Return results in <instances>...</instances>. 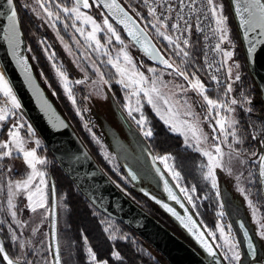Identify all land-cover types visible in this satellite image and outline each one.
<instances>
[{
  "label": "rangeland",
  "instance_id": "374dc122",
  "mask_svg": "<svg viewBox=\"0 0 264 264\" xmlns=\"http://www.w3.org/2000/svg\"><path fill=\"white\" fill-rule=\"evenodd\" d=\"M21 1L22 4L28 2L36 7V12L29 9L25 10H27L37 26L49 36H38V45L42 51L44 60L53 75L55 84L61 89L72 111L80 120L83 130L88 136L91 144L109 168L111 176L114 179V184L125 194L130 193L129 188L136 190L144 189L159 198L163 197L162 183L156 176L149 161L148 155L150 153L156 163L163 169L168 180L173 184L185 203L199 220L203 229H205L209 238L213 242L215 248L220 253L225 264H237V262L225 259V253L227 252L230 257L231 252H229L227 247L224 246V239L221 237V232L217 225L223 227L224 236L236 245L235 250L240 253L239 264L251 263L245 252L241 233L236 225V219L238 217L243 220L252 235L257 253L256 260L264 264V237L260 235V225L264 223V216L253 195L255 182L256 180L259 181L258 162L259 156H261L264 151V143L259 142L256 147L246 148L243 151L234 149L233 144L235 143V140H233L231 136L225 140L224 136L220 134L218 126L215 124V111H212V119H205V117L208 116V106L206 102L203 101V98L195 91L183 93L179 89L174 88L173 85L175 84H184L185 87H189V85L181 77H175L174 74L169 75L168 73L171 72L170 70H165L155 66H140V64H137L132 54V49L134 47L128 40H124L121 37L124 41L123 45H121L116 42L113 37V42L108 44L107 39L111 34L107 33L105 30L104 32L98 33V39L101 40V43L104 44L105 47L96 51L95 44H93L92 47H89L88 42L84 39V36L76 32L75 29L71 27L74 17H66L65 14L61 12V19L55 21V27H53L52 25L55 17L49 19L43 9L35 5L33 0ZM89 2L91 4L93 0H89ZM219 2L222 3L221 0H219ZM57 3H59L57 0H47V4L52 11H57L55 8V4ZM73 3L74 2L72 1V5ZM62 6L66 5L62 4ZM93 7H95V5H93ZM93 7L87 9L81 8V11L91 15L94 19H96L98 24L103 26L102 21L106 15H104L100 10L97 11V15H94L92 12ZM139 17L142 21H144L143 13H140ZM65 23L69 25L67 30L64 28ZM76 23L78 27L85 30V34L88 31H91L90 25H83L79 21ZM227 27L231 43L225 42L222 47L225 51H231L233 56L231 59L227 60L223 67L225 76L221 85L224 86L231 82L228 79L227 72V68L229 66L233 68V77L237 72L241 76V66L239 61H237L234 56L235 45L228 23ZM76 41H79V44H77ZM163 43L167 45V41H163ZM196 45L197 44L195 43H191L189 50L192 55L198 54L199 63L196 65V70L189 71L196 72V76H198L201 81L205 83L206 89L217 87L216 82L210 79V74L207 72V68L202 61L198 45ZM121 48H124L129 53L132 57L133 63L137 65L140 71L144 72L146 77H151L153 75L147 71L149 67H153L163 73V79L165 81L171 82L169 88L163 89V91L171 97V106H173L179 113L176 116L178 121L192 120L194 118L184 115L185 108L182 107L185 100L192 105L191 111L196 114L195 119L199 120L200 127L205 133L209 134L210 137L207 142L203 143V148L213 152L215 155V146L219 145L225 154V160L228 159V153L233 152V150V154L237 152L240 153L239 160L245 161L244 164H241L239 163V160L234 159L231 164V172L223 166L218 169H214L217 185L216 188L212 187L211 179L206 180L204 178L207 173L208 158L203 156L201 152H196L192 148H188L195 152L199 157L192 159L182 156L179 157L174 154H164L158 156V154L152 153L149 149V140L153 136L146 137L144 135L142 127L136 123V120L140 117V113L133 111L130 116L128 106L130 105L134 109L137 106V99H140L141 104L143 105L141 111L148 119V127H151L153 131V122L152 118L148 115L149 111H151L153 115L163 124L164 122L152 109V106L147 104L146 99L143 97V93L140 94V97L131 95L133 91L132 88H125L123 85L116 82L120 79V77L116 74L112 65L108 64L107 61L109 56L115 60V58L120 55ZM105 51H107L108 55L104 54ZM26 52L28 54L32 53L30 47H26ZM169 52L171 54L170 49ZM33 58L35 59L34 56ZM173 58L179 63V57L173 56ZM222 60H224L223 56ZM120 62L123 66L124 61L122 56ZM94 63L97 67H99L100 72L104 74L103 80H107V84H105L101 79L100 73L95 71L93 67ZM192 65H195V62H193ZM235 65H239V68L237 69ZM61 72L65 74L67 79H65L64 76H61ZM39 75L44 86L53 96H55V91L51 87V84L40 70ZM70 75H73L74 77L72 78ZM77 80L84 82L77 84L75 83ZM112 82L116 83L120 87V99L118 101L116 100V94L112 91L110 86V83ZM145 87H148V85H145ZM223 98L226 101L233 99V92L230 93L228 97ZM73 100L75 102H73ZM238 102V105L234 106L236 109L241 106L246 108L250 101L246 100L241 102L238 100ZM146 107H148L147 110ZM0 108L11 110V103L6 97H4L3 93H0ZM235 112L227 113L225 110L221 109V113L229 117L235 118ZM14 113L15 114H12V111L9 112L7 119L10 120L8 131L5 138L0 143L11 140V137L9 136L10 129L18 131L20 138L24 141L25 149H35L37 156L47 161L44 165H37V169L45 173L44 178L47 184L46 186H40L44 189L46 204L45 208H38L36 212H33L31 208L28 207L29 201L27 198V192L20 190L13 196V204L15 207L9 209L7 189L8 182L11 181L15 183L17 181H22L26 179L31 172V169L23 163L22 155L16 152L13 148L12 157L0 160V199L3 201V205L5 204L7 208L6 214L8 217V219H4L5 226L9 240L14 249L15 260L24 264L25 261L30 262V264H54L50 241L51 212L49 203V181L47 171L45 169L50 161L44 152L43 155L40 153V149H44L46 146L35 132L21 107L18 110H14ZM133 117H135V119H133ZM7 120L0 121V128L7 122ZM20 125H23V127H20ZM29 125L31 126V133L29 132ZM212 127L217 128L215 133L212 132ZM171 133L181 137L183 142L184 137L182 135L175 132ZM212 136H216L217 139L213 141L211 139ZM238 138L239 137H237V139ZM36 141H39L40 143L37 144ZM220 141H224V143H220ZM183 146L186 147L184 143ZM166 155L173 157V159L169 160L167 164L161 159ZM185 160H189L188 165L185 164L182 171L179 166H181ZM124 165L129 166L137 173L139 177V181L137 183L132 182L125 173ZM169 166L180 172V179H175L173 177ZM7 168H11L12 171L9 173L6 171ZM250 173L251 176H249ZM237 177H239V179H237ZM39 181L40 178L36 177L31 186L32 191L35 190V186L39 184ZM193 186L196 187V192L194 193L191 192V188ZM182 188L188 190V194L193 198V203L188 202L185 192L181 190ZM241 189H243V191H241ZM249 201L252 202L251 206ZM193 204L195 207H193ZM205 206H207L209 210L213 211V217L210 220V224L208 223L209 220L205 219L202 213ZM89 209L91 211V215L99 221L103 233L110 241H125L127 239H132L134 243L138 242V240L133 239L131 234L122 230L117 223V220L106 216L90 203ZM12 211L16 212L15 218L11 215ZM0 213L3 219L4 215L1 212V208ZM79 223L83 226L88 224L84 217L80 218ZM105 228L108 229L107 232L104 231ZM209 233H212V235H209ZM13 234L16 236L15 241L12 239ZM110 236H114V239H110ZM82 238L84 241L86 258L90 262L87 253L89 246L85 243L84 236H82ZM138 247L143 250V254L147 260L152 259V261H155L160 258L152 247L148 245L143 246L141 243L138 244ZM113 252H118L114 247L110 255L113 259H115V257L112 256ZM161 264L167 263L161 260Z\"/></svg>",
  "mask_w": 264,
  "mask_h": 264
},
{
  "label": "snow or ice",
  "instance_id": "6c2138e0",
  "mask_svg": "<svg viewBox=\"0 0 264 264\" xmlns=\"http://www.w3.org/2000/svg\"><path fill=\"white\" fill-rule=\"evenodd\" d=\"M5 2L8 12L5 13L4 11H0V15H7V19L13 30V35H15V28L17 26L18 18L17 0H5ZM33 2L39 8L43 9L49 19L55 17L52 25L53 27H55V21L61 19V12H63L66 17H74L71 27L74 28L76 32L84 36V39L88 42L89 47H92V45L95 44L96 51H99L105 47V45L101 43V40L98 39V33L104 32L105 30L107 33L111 34L107 39L108 44L113 42V37L115 38V41L121 45H123L124 41L121 39L117 29L109 21L107 16L103 18V26H101V24H98L96 19H94L91 15L82 12L81 7L87 9L93 7V5H95L97 8L103 6L104 8L108 9L110 15H112L114 19H117L118 23H123L126 29L128 28L129 23L134 24L132 17L125 10V8L117 2V0H93L91 4L89 0H74V3L71 7L62 6V4L57 3L55 4L57 11L50 10L47 0H33ZM239 2L240 0H237L238 4ZM142 4L147 6V15L152 18L150 21H148V23L151 24V28L155 30L157 36L162 37L164 41H167L166 48L170 49L171 54L175 57H179L180 60L179 63L170 61V59L165 58V56L161 54L160 50L156 49L154 46H150L153 48V50L151 53H149V55L153 59H157L159 63L164 65L166 69H171L172 71L168 73L169 75L174 74L175 77H182L183 80L189 85V87H185L184 84H175L173 85L174 88L179 89L183 93L195 91L203 98V101L206 102L208 106V116L205 117L206 120L212 119V111H215V124L218 126L219 132L224 136L225 140L231 136L237 144L241 143L242 141L237 139V129L234 127L238 124V121L234 117H229L221 113V109L225 110L227 113H234L236 111L234 106L238 105V100L233 98L226 101L224 98H210V96L206 94L207 89L205 87V83H203L201 79L196 76V72L189 71L193 64L192 53L189 50L190 36L193 30L197 32H205L204 21L211 20L215 25V27H212L211 24L208 25V27L211 29V32L210 34H205V39L208 40L210 38H217V42L214 44L212 51L221 53L224 57V60L219 62L216 71L219 72L220 69L224 67L227 60L232 58L233 53L231 51H225L222 47L225 42L231 43L229 39V30L227 27L228 17L224 14V5L220 3L219 0H189V3L187 4L185 3V0H179L178 5L175 7L173 6V0H142ZM195 5L199 6L197 7ZM244 5L245 6L243 10L244 12L248 13L250 18L249 20H246L245 23L247 24L255 21L259 27L264 29V0H244ZM20 7L36 12V7L28 2L21 4ZM185 8L190 10L187 16L184 14ZM237 10L239 11V9ZM136 15L140 16V13L137 12ZM193 17H195V22H193ZM201 17H203V20ZM77 21L83 25H90L91 31H88L85 34V30L77 26ZM68 27L69 25L65 23V30H67ZM175 33H179V35H173ZM129 35L135 37L137 42H140L146 34L143 29H139L138 31H132L129 29ZM76 43L79 44V41H76ZM104 54L108 55L107 51H105ZM121 56L123 57L124 61L123 66L120 62ZM204 56L207 67L211 69L213 63L215 62L208 60L207 53H205ZM107 63L112 65L116 71V74L120 77V79L116 81L118 84L123 85L125 88H132L133 91L131 95L140 97V94L143 93V97L146 99L147 104L152 106V109L156 112L160 119L163 120L164 124L168 127V130L182 135L184 137L183 143L187 148H192L196 152H201L203 156L208 158L207 173L204 178L206 180L211 179L212 187L216 188L217 185L214 169H218L223 166L229 172H231L232 161L234 159L239 160L240 153L237 152L233 154V150V152L228 153V159L225 160V154L219 145L215 146V155L213 152L202 147L203 143L210 139L209 134L205 133L200 127L199 120L195 119L196 114L191 111L192 105H190L187 100H185L182 105V107L185 108L184 115L194 118L192 120L179 121L176 119V116L179 113L173 106H171V97L163 91V89L169 88L171 82L165 81L163 79V73L160 70L149 67L147 71L153 75L151 77H146L144 72L140 71L137 65L133 63L132 57L124 48L120 49V55H118L115 60L109 56ZM93 67L96 72L100 73L101 79L103 80L104 74L100 72L99 67H97L95 63L93 64ZM235 67L238 69L239 65H235ZM227 72L228 79L231 82L227 83V85L222 89L223 97H228L229 94L233 92V84L241 80V76L238 72L233 77V68L231 66L227 68ZM60 74L61 76H64L65 79H67L63 72ZM210 79L216 82L217 95L219 97L222 81L218 79L217 75L215 74L211 75ZM83 82L84 81L77 80L75 83L80 84ZM103 82L105 84L108 83L107 80H103ZM145 85H148V87H145ZM0 93H3L4 97H6L11 103V110L0 108V121H5L8 119L9 112L12 111V114H15L14 110L20 109L21 105L2 73H0ZM73 102L75 101L73 100ZM136 104L137 106L134 109L130 105L128 106L129 115L131 116L133 111L139 112L140 117L136 120V123L142 127L146 137H151L153 136V129L148 127V119L141 111L143 105L141 104L140 99H137ZM247 110L251 111V109ZM133 119H135V117H133ZM20 127H23V125H20ZM28 128L29 132L31 133V126L29 125ZM216 131L217 128L212 127V132L215 133ZM9 136L11 137L10 141L0 143V160L12 157L14 148L16 152L22 155L23 163H25L27 167L31 169V172L26 179L17 181L15 183L11 181L8 182L7 189L9 209L15 207L13 204V196L20 190H24L28 194V207L31 208L33 212H36L38 208H45L46 197L44 195V189L40 185L46 186L47 184L44 178L45 173L39 171L37 169V165H44L47 163V161L38 157L35 149H25L24 141L20 138L18 131L10 129ZM211 139L215 141L217 137L212 136ZM253 139H255V137H253ZM36 143L39 144L40 142L36 141ZM220 143H224V141H220ZM161 159L167 164V162L172 160L173 157L166 155ZM259 161V177L264 179V155L259 156ZM239 163L244 164L245 161L239 160ZM169 167L173 177L175 179H180V172L176 171L175 168H171V166ZM6 171L10 173L12 169L7 168ZM249 176H251V173ZM36 177H39L40 181L39 184L35 186V190L32 191L31 186ZM237 179H239V177H237ZM181 190L185 192L188 202L193 203V198L188 194V190L183 188ZM241 191H243V189H241ZM191 192H196L195 186L191 188ZM169 195L172 199H177V197L170 190ZM249 204L251 206L252 202L249 201ZM165 207H167V205H165ZM193 207H195L194 204ZM168 210L173 211L171 208ZM173 214L175 215V212H173ZM11 215L13 218H15L16 212L12 211ZM188 220L192 222L191 217H189ZM192 223L194 224V222ZM185 226L188 227L187 224ZM217 227L221 232V237L224 239V246L227 247L229 252H231L230 257L228 256L227 252L225 253V259H230L239 264L240 253L235 250L236 245L233 244L226 236H224V229L222 226L217 225ZM260 227V235L264 237V223H262ZM189 230L191 231L192 229L189 228ZM104 231L107 232L108 229L105 228ZM209 235H212V233H209ZM202 237L203 233H200L198 238H200L201 242L205 244L209 254L215 256L216 253L213 252L212 246L208 245L207 242L202 239ZM109 238L114 239V236H110ZM12 239L13 241L16 240V236L14 234ZM85 243H87L86 237ZM87 253L91 264H108L107 260H99L97 254L91 247L88 248ZM0 255H2L3 260L6 261L7 264H19V261L13 260L8 256L3 245H0ZM112 256H114L117 260L121 259L120 253L118 252H113ZM54 259L55 264H60V256L58 252ZM25 264H30V262L25 261Z\"/></svg>",
  "mask_w": 264,
  "mask_h": 264
},
{
  "label": "water",
  "instance_id": "95a60500",
  "mask_svg": "<svg viewBox=\"0 0 264 264\" xmlns=\"http://www.w3.org/2000/svg\"><path fill=\"white\" fill-rule=\"evenodd\" d=\"M72 1L74 2V0ZM117 2L125 8L120 0H117ZM229 4L240 32L242 45L251 73L259 86L264 100V29L259 27L255 21L252 23H245V21L250 18L248 13L243 10L245 6L244 0H240L239 4L237 0H229ZM0 6H2L0 7V11H4L5 13L8 12L5 0H0ZM100 9L108 19L122 30L125 38L145 59L159 68L172 71L171 69H166L157 59H153L149 55L153 50L150 46H154L158 50H160V48L150 33L126 8L125 10L134 21V24H128L127 29L123 23H118L117 19H114L112 15H110L108 9L103 6H101ZM237 9H239V11ZM129 29L132 31L143 29L146 35L140 42H137L135 37L129 35ZM160 52L164 55L161 50ZM165 58L167 57L165 56ZM0 67L17 100L20 102L21 109L33 126L35 132L64 173L91 205L106 216L119 221L141 239L149 243L168 264H223L221 255L215 248L205 229H203L181 195L168 180L163 169L156 163L150 153L148 155L149 161L156 176L162 183L166 200L144 189L140 190L141 193L173 218L209 260L200 254L197 249L189 245L182 238L140 208L111 181L108 175L91 156L69 123L58 111L35 76L26 52L19 18H17L15 35H13V30L6 14L0 15ZM261 155H264V151ZM259 163L260 161L258 162V178L264 205V179L259 177ZM124 170L132 182L137 183L139 181L137 173L132 168L124 165ZM50 189L53 201H55V187L53 181L50 182ZM169 190L177 199L174 200L170 197ZM171 203H174L175 206ZM165 205H167V207H165ZM169 208L173 211H169ZM173 212H175V215ZM189 217L192 218L194 224L188 220ZM186 224L188 227L185 226ZM236 225L241 233L245 252L251 261L250 264H263L256 260V248L249 228L240 217L236 219ZM189 228L192 230L190 231ZM200 233H203L202 239L206 241L208 245L212 246L213 252L216 253L215 256L209 254L205 244L198 238ZM50 241L55 264L54 258L57 252L60 256L57 234V212L55 208L52 210L50 219ZM0 245L5 247L1 236ZM5 251L8 254L6 248ZM0 256L2 258V255ZM8 256L10 257L9 254ZM3 262L7 264L6 261L3 260ZM19 264L21 263L19 262ZM60 264H62L61 258Z\"/></svg>",
  "mask_w": 264,
  "mask_h": 264
},
{
  "label": "trees",
  "instance_id": "16d2710c",
  "mask_svg": "<svg viewBox=\"0 0 264 264\" xmlns=\"http://www.w3.org/2000/svg\"><path fill=\"white\" fill-rule=\"evenodd\" d=\"M57 2L66 6L72 5L71 0H57ZM120 2L149 32L148 28L145 26L141 18L136 15L137 11L133 9V6L135 4L138 5V3H133L130 0H120ZM221 2L224 5V14L228 17L227 23L232 33L233 42L235 45L234 56L235 59L239 61L241 66V80L235 82L233 87V96L235 99L241 102H244L246 100L250 101L246 108L251 109V111H248L246 108H244V106H241L237 108L235 112V119L238 121V124L234 127L237 129V137H239L238 139L242 142L239 144L235 142L233 146L234 149L243 151L246 148L256 147L259 142L264 143V100L262 98L259 86L251 73L250 66L248 64L247 57L242 45L240 32L237 28V24L232 13L229 0H221ZM21 4L22 1L17 0L20 27L25 42V48L30 47L32 51L31 54L27 53V55L31 62L35 76L37 77L39 83L45 90L48 97L51 99L64 119L69 123V125L79 137L84 146L87 148L91 156L114 183V179L111 176L109 168L103 162L101 156L98 154L94 146L91 144L88 136L83 130L80 120L72 111L61 89L55 84L53 75L49 70L46 61L44 60L42 51L38 45V36L43 35L45 37H49L48 34L43 32L37 26L27 10L20 7ZM98 10L102 11L100 7L97 8L95 6L92 8V12L94 13V15H97ZM109 21L117 29V32L120 34V36L124 40H127L122 30L118 26H116L110 19ZM150 35L152 36L160 50L163 52V54L168 59H170V61H175L169 50L160 42H158L151 33ZM132 54L135 58L136 63L140 64V66H155L150 61L145 59L135 47L132 49ZM33 56L36 60L33 58ZM192 58H194L193 62H195V65H192L189 70H196V65L199 63L198 54L192 55ZM175 62L178 63L177 61ZM39 70L42 71L45 78L48 79L51 87L55 91V96H53L41 82ZM70 77L73 78L74 76L70 75ZM110 84L112 91L116 94V100L118 101L120 99V87L114 82ZM224 87V85L220 86L221 91L219 97L217 95V87L207 89L206 94H208L212 99L223 98L222 89ZM147 109L148 107H146V110ZM148 115L152 118L154 128L153 137L149 140L148 144L149 149L152 151V153L159 155L174 154L178 155L179 157L182 156L192 159L199 158L195 152L184 147L181 137L169 132L167 127L161 121H159L151 111H149ZM9 124L10 120H7V122L0 128V142L5 138ZM253 137H255V139H253ZM43 152L46 156H48V159L50 161L49 164H47V166L45 167L49 181L50 212L52 213L53 208H55L57 212L58 246L62 264H91L86 258L82 236H84V240L85 237L87 238L88 246L91 247L97 254L98 259L107 260L108 264H161V260L168 264V262L154 248V251L160 256V258L155 261H152V259L147 260V258L143 254V250L138 247V244L141 243L143 246H150V244L141 239L132 230H130L119 221H117V223L122 228V230L131 234L133 239L138 240V244L134 243L132 239H127L125 241H110L103 233L99 221L91 215L88 200L82 195L75 184L64 173V171L61 169L57 161L54 159V157L46 147H44V149H40V153L42 155L44 154ZM188 161L185 160L183 164L179 166V168L181 167L180 169H182V171L185 164L188 165ZM51 181H53L55 187V201H53L50 189ZM129 190L130 193L126 195L134 203H136L140 208H142L144 211H146L161 224H163L165 227L176 234L174 228L170 226L169 222L160 215L159 212H162L164 214L166 213L158 205L149 200L144 194L141 193L140 190L130 188ZM253 195L258 206H260L261 212L264 216V206L258 180H256L255 182ZM155 208L160 209V211H155ZM190 211L192 212L191 209ZM202 213L205 219L209 220L208 223L210 224V220L213 217V211L209 210L207 206H205ZM81 217H84L89 226L87 224L85 225V227L79 223ZM179 229L183 230L180 227ZM4 244L10 257L15 259L14 249L8 235L4 236ZM113 247L116 249V251H118V253H120V260L113 259L111 257L110 253ZM0 261L1 264H4L1 257Z\"/></svg>",
  "mask_w": 264,
  "mask_h": 264
},
{
  "label": "built area",
  "instance_id": "2783aa9c",
  "mask_svg": "<svg viewBox=\"0 0 264 264\" xmlns=\"http://www.w3.org/2000/svg\"><path fill=\"white\" fill-rule=\"evenodd\" d=\"M130 1L133 2V3H138V5L135 4L133 6V8L137 12L143 13V19L145 21V22L144 21L143 22L145 23V25L148 28L149 32L154 36V38L158 42H160L164 47H166V45L163 43V41H164L163 38L157 36L155 30L151 28V24L148 23V21H150L152 18L147 15V6H144L142 4V0H130ZM178 3H179V0H173V6L174 7L177 6ZM185 3L186 4L189 3V0H185ZM195 6L198 7L199 5H195ZM189 11L190 10L188 8L184 9L185 16H187L189 14ZM201 19L203 20V17H201ZM193 22H195V17H193ZM209 24H211L212 27H215L214 23L211 20H208V21H204L205 32H197V31L193 30V32H192V34L190 36V44L191 43H197L198 49L200 50V55L202 57V61L204 62V65L207 68L208 74H210V76L215 74V75H217L218 79H220L222 81V80H224V76H225L224 69L221 68L219 72L216 71L219 62L222 61V54L212 51V48L214 47V44L217 42V38H210L208 40L205 39V34L206 33L210 34V32H211V29L208 27ZM173 35H179V33H175ZM205 53L208 54L207 58H208L209 61H214L215 62V63H213V66H212L211 69H209L207 67V63L205 61V56H204Z\"/></svg>",
  "mask_w": 264,
  "mask_h": 264
},
{
  "label": "flooded vegetation",
  "instance_id": "af4514ba",
  "mask_svg": "<svg viewBox=\"0 0 264 264\" xmlns=\"http://www.w3.org/2000/svg\"><path fill=\"white\" fill-rule=\"evenodd\" d=\"M1 187V186H0ZM161 199H163V200H166V196H165V194H164V192H163V197H161ZM173 206H175V204L174 203H171ZM0 208H1V212H2V214L4 215V218L2 219V217H1V213H0V236L2 237V239H3V242H4V236H7L8 235V233H7V229H6V226H5V221H4V219L6 220V219H8V217H7V214H6V206H5V204L3 205V201H1V199H0ZM155 211H157V212H159L160 211V209H158V208H155L154 209ZM160 213V215L165 219V220H167L168 222H169V224H170V226H172L173 228H174V230H175V232H176V234H177V236H179L180 238H182L185 242H187L189 245H191L192 247H194L195 249H197L198 250V252L200 253V254H202L203 256H205L204 255V253L199 249V248H197V246H196V244L191 240V238L189 237V235L186 233V232H184L183 230H180L179 229V225H178V223L173 219V218H171V217H169L168 216V214L166 213V214H164V213H162V212H159ZM5 245V244H4ZM1 257V256H0ZM205 258H207L206 256H205ZM2 259V258H1ZM15 260V259H14ZM207 260H209L208 258H207ZM3 261V260H2ZM4 263V262H3ZM21 263V262H20ZM0 264H1V261H0ZM5 264V263H4ZM21 264H24V263H21ZM211 264V263H210ZM223 264H225L224 263V261H223Z\"/></svg>",
  "mask_w": 264,
  "mask_h": 264
},
{
  "label": "crops",
  "instance_id": "0c3cea01",
  "mask_svg": "<svg viewBox=\"0 0 264 264\" xmlns=\"http://www.w3.org/2000/svg\"><path fill=\"white\" fill-rule=\"evenodd\" d=\"M0 73H2L3 74V72H2V70L0 69ZM4 75V74H3ZM5 77V76H4ZM6 79V78H5Z\"/></svg>",
  "mask_w": 264,
  "mask_h": 264
}]
</instances>
